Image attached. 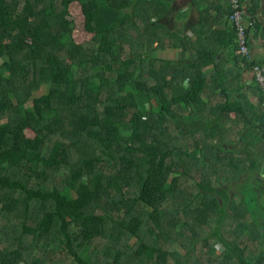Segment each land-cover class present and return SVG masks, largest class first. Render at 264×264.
<instances>
[{
    "label": "trees",
    "instance_id": "1",
    "mask_svg": "<svg viewBox=\"0 0 264 264\" xmlns=\"http://www.w3.org/2000/svg\"><path fill=\"white\" fill-rule=\"evenodd\" d=\"M72 4L91 34L83 42ZM178 10L176 0H0V264H260L262 253L235 259L219 230L225 250L198 252L226 192L212 172L240 165L229 114L249 113L225 70L202 69L208 43L180 38ZM227 31L230 58L256 64L232 55ZM165 47L178 56L158 55ZM256 115L264 124L263 97Z\"/></svg>",
    "mask_w": 264,
    "mask_h": 264
},
{
    "label": "crops",
    "instance_id": "2",
    "mask_svg": "<svg viewBox=\"0 0 264 264\" xmlns=\"http://www.w3.org/2000/svg\"><path fill=\"white\" fill-rule=\"evenodd\" d=\"M196 2L198 6L193 5L191 0H176L178 8L181 9L174 20L179 22L177 32L181 39L186 36L191 40L206 41L209 45L208 50L215 51L214 55H207L202 69L209 77L214 76L216 67L225 70L231 98L242 95L244 106L249 113L248 117L251 118V121H247L246 116L234 112L229 114L226 126L227 146L232 148L233 156L240 159V165L233 169L230 167L227 171L212 172L211 179L213 181L218 179L221 183L219 187H224L226 192L224 194L222 192V197H214L217 206L209 214V224L203 225L207 237L213 230L211 241L205 240L207 255L203 257L209 255L212 257L225 250L224 243L217 236L219 230L225 240L234 239L235 259L242 255L256 259L261 253L262 257L264 255V124L260 123L256 115V112H260L262 93L254 77L253 64L244 63L242 60L234 62L235 59H231L229 54L231 45L225 47L220 44L228 37L227 28H232L228 20L227 0ZM241 2L245 10L244 21L250 53L246 60L259 64L264 61V0ZM173 26L175 28V24ZM161 50L173 53L174 56L166 58L178 56L177 49L165 47L157 52ZM190 52L184 47L185 56ZM235 54L238 55L236 50H232V55ZM213 78L218 79L219 83L225 79L224 76ZM240 129H243L241 137ZM245 133L249 135L247 139H243ZM227 162H232V158H227ZM197 226L202 229L201 226ZM203 238L205 237L201 236V239ZM218 244L221 249L216 246Z\"/></svg>",
    "mask_w": 264,
    "mask_h": 264
},
{
    "label": "built area",
    "instance_id": "3",
    "mask_svg": "<svg viewBox=\"0 0 264 264\" xmlns=\"http://www.w3.org/2000/svg\"><path fill=\"white\" fill-rule=\"evenodd\" d=\"M229 12L228 20L235 30L237 48L236 52L245 59L249 58V47L247 44L246 24L244 21V6L241 0H227ZM252 70L256 82L258 83L263 97V113H264V64H253ZM260 264H264V257Z\"/></svg>",
    "mask_w": 264,
    "mask_h": 264
},
{
    "label": "rangeland",
    "instance_id": "4",
    "mask_svg": "<svg viewBox=\"0 0 264 264\" xmlns=\"http://www.w3.org/2000/svg\"><path fill=\"white\" fill-rule=\"evenodd\" d=\"M180 10L181 9L179 8V10L177 11L176 14H179ZM69 17H70V19H72L73 24H74L73 25L74 26V32H73L74 39L77 42H83V41L87 40L91 34L84 29V26H83L84 19H83L81 12H80L79 6L77 4H72L70 6ZM174 24H175V28L177 30V24H179V22L176 20V21H174ZM157 53L161 57L173 55V53H170L168 51H162V50L157 52ZM5 120H6V118L4 117L3 121H5ZM248 137H249V135L247 133H245L243 139H247ZM71 194L75 195V193L73 191H71ZM201 243H202L201 244L202 249H200L198 252H199V254L204 255L207 252V250L205 251V247H206L207 243L205 240H201ZM216 246H218V248L221 249V246L219 244Z\"/></svg>",
    "mask_w": 264,
    "mask_h": 264
}]
</instances>
